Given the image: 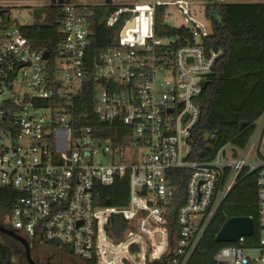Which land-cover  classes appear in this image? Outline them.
Masks as SVG:
<instances>
[{
	"label": "built area",
	"instance_id": "2783aa9c",
	"mask_svg": "<svg viewBox=\"0 0 264 264\" xmlns=\"http://www.w3.org/2000/svg\"><path fill=\"white\" fill-rule=\"evenodd\" d=\"M80 4H62L52 70L50 56L44 59L17 24L0 16V187L18 194L11 213H0V224L31 249L64 246L94 264H145L147 258L188 264L241 173L254 172L257 238L249 245L254 231L239 237L214 260L264 264V112L243 147L221 144L218 130H205L195 151L200 82L223 50L203 45L195 26L183 35L159 36L155 16L165 0H132L107 17L111 26L121 12L130 14L114 44L90 61L89 12ZM86 92L90 109L78 113ZM93 116L119 121L127 128L124 140L112 145L96 136ZM172 170L188 172L174 215ZM125 177L126 205L96 203L97 186ZM115 215L128 225L118 240L108 230Z\"/></svg>",
	"mask_w": 264,
	"mask_h": 264
},
{
	"label": "trees",
	"instance_id": "16d2710c",
	"mask_svg": "<svg viewBox=\"0 0 264 264\" xmlns=\"http://www.w3.org/2000/svg\"><path fill=\"white\" fill-rule=\"evenodd\" d=\"M50 1L53 3L34 9V20L31 24L17 25L37 49L49 51L47 66L52 70L62 39V4L71 0ZM75 1L80 2V7L89 12L87 23L90 36L87 56L92 61L100 52L114 44V38L118 36L130 14L121 12L111 26L106 24L107 17L118 9L127 7L132 0ZM165 9L166 6H160L156 12L155 28L158 35L185 34L188 31L187 26L174 27L163 22ZM0 12L3 21L11 22L6 7H0ZM205 16L210 19L211 30L209 34L201 33L203 45L214 49L221 48L223 54L215 62L213 74L207 76L206 85L197 98L200 118L193 130L195 151L200 148L205 130H218L221 144L231 143L243 147L253 132L256 120L264 112V1L214 2L212 7L206 6ZM90 99V92H86L84 100L78 102L76 107L78 113H82L85 107L90 109ZM91 124L95 135L109 140L112 145L121 143L127 133V128L119 121L101 122L93 116ZM187 174L186 170L168 172V178L175 189L173 215L184 201ZM96 190L99 193L96 197L98 205L124 206L128 203L126 177L116 179L111 186H97ZM17 196L13 189L0 187L1 214L11 213ZM257 210L256 173L244 171L226 196L188 264H215L214 257L218 250L231 244L215 241L218 230L230 217L248 216L253 219L254 234L246 242L251 245L257 238ZM127 226L121 216L115 215L108 230L111 236L118 240L123 237ZM12 240L14 245L0 244V264H13L12 254L17 251L18 244ZM61 249L70 253L67 247L63 246ZM135 249L132 247V250ZM86 264L94 263L88 261Z\"/></svg>",
	"mask_w": 264,
	"mask_h": 264
},
{
	"label": "rangeland",
	"instance_id": "374dc122",
	"mask_svg": "<svg viewBox=\"0 0 264 264\" xmlns=\"http://www.w3.org/2000/svg\"><path fill=\"white\" fill-rule=\"evenodd\" d=\"M226 1H264V0H165L166 9L163 15V22L170 26L179 27L181 25L185 26H195L201 30L203 34H209L211 30L210 19L205 16L206 6H213L214 2H226ZM52 1L43 0H8L0 1V7L7 8L9 11L8 15L11 22L18 25L31 24L34 20L33 11L35 8L52 4ZM218 18V16H216ZM4 222V218L0 214V223ZM0 244L14 245L12 239L7 236L0 234ZM49 244H38L37 249L48 256L53 252L58 251V248L51 247ZM18 248V247H16ZM58 253V252H57ZM56 253V254H57ZM32 256V255H31ZM57 256H60L57 254ZM70 255L63 256V264H74L69 258ZM122 256H128L127 258L131 260L128 253L122 254ZM35 256H33L34 258ZM51 257V256H48ZM55 259V258H54ZM13 264H28L22 251L18 250L12 254ZM121 262L125 263L124 259ZM142 262V260H140ZM145 264H153L147 260Z\"/></svg>",
	"mask_w": 264,
	"mask_h": 264
},
{
	"label": "water",
	"instance_id": "95a60500",
	"mask_svg": "<svg viewBox=\"0 0 264 264\" xmlns=\"http://www.w3.org/2000/svg\"><path fill=\"white\" fill-rule=\"evenodd\" d=\"M1 13V12H0ZM127 26H133V20L127 24ZM124 34V31L122 32ZM50 56L49 51H44L43 58L47 59ZM211 71L209 75H212ZM200 85L204 87L206 85V80H202ZM254 231L253 219L248 216H234L225 220L217 234L215 235L216 242H227L234 243L239 237L251 236ZM0 234L7 235L15 240H17L24 248L25 259L28 264H39L31 256V248L27 241L16 234L14 231L5 228L0 224Z\"/></svg>",
	"mask_w": 264,
	"mask_h": 264
},
{
	"label": "flooded vegetation",
	"instance_id": "af4514ba",
	"mask_svg": "<svg viewBox=\"0 0 264 264\" xmlns=\"http://www.w3.org/2000/svg\"><path fill=\"white\" fill-rule=\"evenodd\" d=\"M5 228L11 230L8 227H5ZM5 236H7V235H5ZM7 237H9V236H7ZM9 238H11V237H9ZM15 241L18 244L17 245V247H18L17 249L24 253L23 246L17 240H15ZM49 248H51V247H49ZM41 252L37 249V246H35L34 248L31 249L32 258H33V256H35L33 259L39 264H63V256H66L63 252H61V250L53 252L51 255H48V256H51V257L46 256L44 253L42 255ZM56 253L59 254L60 256H57ZM69 258L71 259L72 262H74V264H86L85 261H82V260H80V259H78V258H76L74 256H69Z\"/></svg>",
	"mask_w": 264,
	"mask_h": 264
},
{
	"label": "crops",
	"instance_id": "0c3cea01",
	"mask_svg": "<svg viewBox=\"0 0 264 264\" xmlns=\"http://www.w3.org/2000/svg\"><path fill=\"white\" fill-rule=\"evenodd\" d=\"M49 247H53V246H51V245H48ZM61 252H63L65 255H70V256H72L70 253H67V252H65V251H62L61 250Z\"/></svg>",
	"mask_w": 264,
	"mask_h": 264
}]
</instances>
